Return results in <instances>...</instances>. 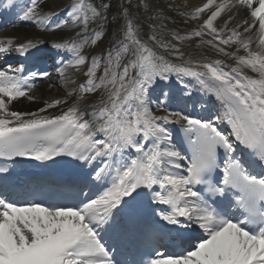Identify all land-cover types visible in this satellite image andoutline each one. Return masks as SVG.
<instances>
[{"label": "snow or ice", "instance_id": "snow-or-ice-1", "mask_svg": "<svg viewBox=\"0 0 264 264\" xmlns=\"http://www.w3.org/2000/svg\"><path fill=\"white\" fill-rule=\"evenodd\" d=\"M111 7L105 0H73L64 18L56 19L59 12H44L41 0H0L3 12L45 30L79 28L74 37H61L52 47L69 56L61 59L59 69L66 81L69 67L86 68L85 81L69 93L76 97L71 104L68 98L55 99L36 112L15 111L11 105L20 98L33 100L34 81L50 74L25 75L23 65L0 70V157L53 163L55 157H72L82 162L77 167L85 186L96 181L107 185L95 198L81 189L73 206L19 202L7 184L0 186V264H129L105 236L117 229L140 231L120 216L144 198L166 206L153 213L163 224L149 227L168 234L175 250L149 253L139 264H264V0H207L191 14L199 19L209 13L197 30L171 33L179 41L199 37L201 45L234 65L223 59L185 60L176 44L155 31L145 39L130 3L118 10L124 23L117 24L111 47L89 57L84 49L107 35ZM236 7L246 8L249 19L229 28L234 17L228 15L218 28V18ZM40 44L0 39V55L27 56ZM173 76L191 78L223 111L214 118H196L163 108L158 115L153 95L157 110L161 97L168 103L192 99L191 93L180 97L159 83ZM98 92V102L89 101L91 111L82 109L78 101ZM48 109H59V114H45ZM225 122L228 131L218 127ZM171 125L183 129L190 155L174 143ZM85 165L91 171H83ZM217 171L221 176L213 182Z\"/></svg>", "mask_w": 264, "mask_h": 264}, {"label": "bare ground", "instance_id": "bare-ground-1", "mask_svg": "<svg viewBox=\"0 0 264 264\" xmlns=\"http://www.w3.org/2000/svg\"><path fill=\"white\" fill-rule=\"evenodd\" d=\"M176 4L184 5L185 0H175ZM189 2V5L186 6L184 11H180L175 8V3H172L171 0H105V2L111 3L112 7L108 10V17L110 23L106 25L107 35L98 42L97 45H89L84 49V54L91 57L92 55H100L103 50L111 47V41L114 39V32L117 24L122 25L124 23V17L119 15L118 10L121 7H126L128 4H131L130 12L135 17L136 22L141 26L142 36L147 39L155 31L158 34V38L161 36L165 41H170L171 43L176 44L181 51L184 52V59L187 60L191 58L194 61L208 62L209 60L223 59L226 64L234 65V61L228 57H224L221 54L215 52L210 46L201 45L199 37H191L190 39L179 41L172 36V32H178L180 35H190L193 30H197L202 24L203 20L207 18L209 13H204L199 19H192L191 14L195 11L197 7L202 6L207 0H186ZM73 2V0H41V6L44 12H67L68 6ZM97 4L101 3V0H95ZM217 3L220 0H216ZM174 8V9H171ZM231 15L234 19L228 25L229 28L235 27L237 24L241 23L243 20L249 19L248 10L243 7H236L227 14H222L221 18H218L216 26L218 28L223 26V21L227 19V16ZM115 17V19H113ZM163 24V28L161 27ZM91 27H95L92 25ZM73 28V27H67ZM74 29V28H73ZM35 32H32V31ZM51 31V30H50ZM243 31V28L240 29ZM255 31V30H254ZM73 32V31H71ZM56 36H64L61 30H56L49 32L42 27L34 23L33 28H13L10 33L4 34L5 38H11L13 40L21 39L25 42L28 40L41 41L44 38H51ZM72 36V35H70ZM68 36V37H70ZM205 40L211 39V37L205 35ZM258 40H254L253 47L255 48ZM235 46H232L229 50H234ZM159 51L164 52L163 49ZM240 54L243 55L244 51L241 49ZM174 62H180L179 58L176 56H169ZM90 63V60H89ZM75 69V68H74ZM227 70V69H226ZM86 68L83 66L79 69L68 70L66 76L68 77L67 81L65 77L60 79V76L55 79L56 85L62 83V85H57L58 88H53L50 90L47 89V86L41 87L36 95V102H29L27 98H20L17 101H14L11 107H15L16 110H36L39 107L45 105L47 100L52 102L55 99H64L68 98L69 103L71 104L76 97H69V93L72 92L74 88H77L79 84L83 83L86 79L84 72ZM102 74L99 72L98 75ZM250 75H254L249 72ZM191 78H184L183 81H179L175 76H173L169 81H160L159 83L164 86H168V90L172 93H176L177 96L187 97L188 93H191L192 99H178L177 101L173 100L170 103L164 101V98L161 97V110H157L156 104L153 102V110L156 111L158 115L164 114L162 111L163 108H168L171 111L182 112L186 115L194 114L203 110L201 107H208L209 110L213 113L220 114L223 109L221 103L215 100V97L209 98L206 94L199 90V87L195 85L194 81H190ZM184 89L183 92L180 90ZM196 95V97H194ZM155 95H153L154 97ZM200 96H203L201 99ZM152 97V98H153ZM100 98V93L89 94L83 100L78 101L81 108H87L91 111V104L97 103ZM157 103V102H156ZM207 111V112H208ZM48 112H53L54 114H59V109H48ZM206 112V113H207Z\"/></svg>", "mask_w": 264, "mask_h": 264}, {"label": "rangeland", "instance_id": "rangeland-1", "mask_svg": "<svg viewBox=\"0 0 264 264\" xmlns=\"http://www.w3.org/2000/svg\"><path fill=\"white\" fill-rule=\"evenodd\" d=\"M171 2L175 3L176 1L175 0H171ZM175 8L179 9L180 11H184L183 8H181V6L179 4H176V3H175ZM171 9H174V8H171Z\"/></svg>", "mask_w": 264, "mask_h": 264}]
</instances>
